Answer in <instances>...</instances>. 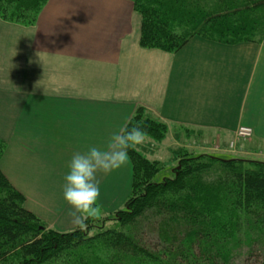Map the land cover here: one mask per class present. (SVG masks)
<instances>
[{"label":"crops","instance_id":"obj_1","mask_svg":"<svg viewBox=\"0 0 264 264\" xmlns=\"http://www.w3.org/2000/svg\"><path fill=\"white\" fill-rule=\"evenodd\" d=\"M58 2L57 16L50 2L41 14L42 38H16L18 26L0 20V169L28 211L58 231L77 228L63 198L68 162L104 148L137 106L173 128L174 156L264 161V43L194 35L175 52L145 48L128 0ZM241 125L253 130L242 142ZM131 175L130 160L97 173L101 217L123 205Z\"/></svg>","mask_w":264,"mask_h":264},{"label":"trees","instance_id":"obj_2","mask_svg":"<svg viewBox=\"0 0 264 264\" xmlns=\"http://www.w3.org/2000/svg\"><path fill=\"white\" fill-rule=\"evenodd\" d=\"M45 1L0 0V15L30 24ZM131 1L145 48L175 52L194 35L264 43V0ZM125 126L159 143L168 131L142 106ZM129 157L123 205L66 232L28 211L0 169V264H233L241 246L264 248V161L181 150L159 177V160L136 146Z\"/></svg>","mask_w":264,"mask_h":264},{"label":"clouds","instance_id":"obj_3","mask_svg":"<svg viewBox=\"0 0 264 264\" xmlns=\"http://www.w3.org/2000/svg\"><path fill=\"white\" fill-rule=\"evenodd\" d=\"M145 130L139 126L122 127L107 139L106 146H90L74 153L64 175L63 198L71 206L73 223L84 227L89 218L99 216L100 186L97 173L105 174L129 163V149L144 142Z\"/></svg>","mask_w":264,"mask_h":264},{"label":"rangeland","instance_id":"obj_4","mask_svg":"<svg viewBox=\"0 0 264 264\" xmlns=\"http://www.w3.org/2000/svg\"><path fill=\"white\" fill-rule=\"evenodd\" d=\"M128 1L130 2L131 6H132L131 8L133 9V11L135 13H137L133 8L132 1L131 0H128ZM49 2H50V4H53V9H55L54 14H55V16H57V13H59V7H57L59 4L58 0H46L42 4V6L39 8V10L35 13V18H34L33 22L30 24H25V23H22L19 21H13L9 18H4L1 15H0V20H3L5 22H9V23H12V24H15L18 26L17 32L15 33L16 38H17V36H19V37L22 36V38H42V35L40 36V33L42 30L41 20H42L43 15H41V14L43 13V10L49 4ZM32 11H33V9L30 12H32ZM48 14H52L50 12V10L48 12H45L44 16L47 18ZM54 21H56V20H54ZM131 21H132L131 28L133 29L132 25L135 24L136 21L133 20L132 18H131ZM46 22H47V20H46ZM139 22H140V18H139ZM54 27L56 28L58 26L54 25ZM48 31L52 32L53 30L49 29ZM57 31H58L57 29L53 31L54 37H56ZM12 33H13V30H12ZM11 38H13V37H11ZM19 48L22 50H25V48H21L20 46H19ZM17 84H19V83H17ZM149 139L150 138L145 135L144 142L140 145H137L136 147H138L140 149V151L149 159H157L161 163H163V169L158 174L159 177H161L162 175H170V173H171L170 171H171L172 167L174 166V164L176 162V157H177L176 155L175 156L173 155V128L170 129V132L167 133L165 138L160 143L155 142V141H149ZM238 140L242 142L241 139H238ZM193 153H195V152H193ZM221 156H224V155L222 154ZM226 156L230 157V155H228V154ZM259 158L263 159V157H259ZM113 213H114V211H113ZM113 213H111V215ZM100 214L97 217H100ZM105 215H107V214H102V217H104ZM110 223H111L110 221L105 222V224H110ZM52 264H63V263L55 261ZM233 264H264V248H263V246L259 243H254L252 247L245 246V245L241 246L240 248H238V250L235 254V257L233 258Z\"/></svg>","mask_w":264,"mask_h":264},{"label":"built area","instance_id":"obj_5","mask_svg":"<svg viewBox=\"0 0 264 264\" xmlns=\"http://www.w3.org/2000/svg\"><path fill=\"white\" fill-rule=\"evenodd\" d=\"M252 132L253 130L250 126L241 125L235 130L234 137L236 138V140L244 139L248 136H251ZM234 142V140L230 142V147L234 146Z\"/></svg>","mask_w":264,"mask_h":264}]
</instances>
